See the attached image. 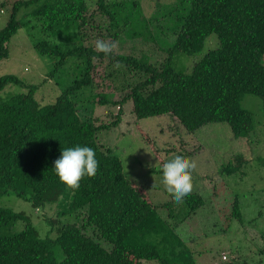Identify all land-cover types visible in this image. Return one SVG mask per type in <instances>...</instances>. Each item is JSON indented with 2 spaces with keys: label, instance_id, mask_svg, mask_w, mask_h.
<instances>
[{
  "label": "trees",
  "instance_id": "trees-1",
  "mask_svg": "<svg viewBox=\"0 0 264 264\" xmlns=\"http://www.w3.org/2000/svg\"><path fill=\"white\" fill-rule=\"evenodd\" d=\"M143 4L142 0L12 2L11 15L0 28V61L9 55L11 38L27 26L35 50L56 59L50 75L71 59L75 70L54 102L45 104L36 98L37 84L13 73L0 76V92L9 84L25 88L0 95V198L14 192L36 207L43 205L61 182L54 162L63 148L92 147L99 169L94 177L85 176L75 190L81 204H87L86 213L62 223L55 238L41 237L24 212L0 206V264H126L125 255L132 264L150 260L198 264L194 252L161 215L160 205L149 201L129 179L119 155L98 141V132L118 125L122 112L111 122L98 123L81 117L80 109L91 98L85 97L87 92L98 103H109V96L98 91L99 66L105 65L118 88L132 86L121 102L131 99L138 119L169 114L190 132L212 122L234 125L238 120L234 109L243 110L245 94L264 98V0H182L168 9L157 4L155 11L166 10L163 17L174 15L176 20V30L168 36L175 40L168 49L156 40L161 36V18L156 12L147 17ZM23 9L28 11L22 14ZM212 33L218 35V47L194 62L180 58L193 63L190 71L173 65L176 54L201 53ZM120 37L147 48L138 49L134 43L131 52L115 49L110 56L95 51L98 39L117 43ZM148 53L159 55V60L151 61ZM117 60L118 69L113 67ZM60 78L57 75L58 83ZM252 117L238 137L252 128ZM184 202L191 214L205 201L192 191ZM175 203L172 198L161 205L172 216ZM232 215L242 216L237 198ZM18 221L25 223L21 231L6 230ZM56 247L62 250V259L57 258Z\"/></svg>",
  "mask_w": 264,
  "mask_h": 264
},
{
  "label": "rangeland",
  "instance_id": "rangeland-1",
  "mask_svg": "<svg viewBox=\"0 0 264 264\" xmlns=\"http://www.w3.org/2000/svg\"><path fill=\"white\" fill-rule=\"evenodd\" d=\"M13 1L0 0V28L11 15ZM142 1L143 13L147 17L156 12L161 18V36L156 40L168 49L175 40L170 41L168 36L176 30V20L174 15L163 17L166 10H155L157 4L162 6L160 8L168 9L169 4L182 0ZM26 11L23 9L21 12L23 14ZM128 39L120 37L116 49L131 52L134 43L138 49L147 48L139 41ZM218 46V35L212 33L201 53L176 54L173 65L190 71L193 63L180 58L188 57L194 62L206 51ZM8 48L9 55L0 61V76L13 73L28 83L37 84L36 98L41 103L54 102L63 85L70 83L75 70L69 65L73 59L50 75L56 59L35 50L27 26L19 29L11 38ZM149 58L157 61L160 56L149 54ZM99 70L98 91L106 93L110 101L108 104L98 103L95 95L87 92L85 97L91 98L87 105L81 107V117L95 119L98 123L111 122L116 114L122 112L118 125L98 132V141L119 155L129 179L149 201L160 205L161 215L169 220L194 252L198 264H264V98L254 93L245 94L241 100L243 110L240 112L238 107L234 109L238 114L234 125L212 122L190 132L179 119L169 114L138 119L133 101L129 99L121 102L132 86L120 89L115 85L116 81L107 75V66L100 65ZM57 75L61 77L59 83ZM19 91H25V88L19 84H9L0 95ZM230 110L233 111V108ZM250 115H253L252 128L246 131L245 137H238L237 133L243 125H251ZM177 154L197 161L193 191L200 193L205 202L191 214L184 200L175 203L170 216L169 210L161 205L173 198L161 182L162 166ZM50 196L43 205L36 207L30 200L10 192L0 198V206L24 212L41 237L55 238L62 223L76 221L78 215L84 216L87 204H81V197L63 182L53 188ZM236 198L242 215L240 219L232 215ZM24 226L23 221H18L6 230L10 233L19 232ZM88 233L98 239L92 229ZM103 244L110 248L105 242ZM55 253L58 259L64 256L60 247L55 248ZM224 254L228 256L226 261L223 260ZM123 260L126 264L133 263L130 256H123ZM143 264L160 263L150 260Z\"/></svg>",
  "mask_w": 264,
  "mask_h": 264
},
{
  "label": "clouds",
  "instance_id": "clouds-1",
  "mask_svg": "<svg viewBox=\"0 0 264 264\" xmlns=\"http://www.w3.org/2000/svg\"><path fill=\"white\" fill-rule=\"evenodd\" d=\"M116 47L115 42L100 39L95 43V51L102 52L106 56L112 55ZM113 67L117 69L121 67L120 61L117 60ZM54 165V170L61 182L74 191L80 188V182L85 176L94 177L99 169L95 150L89 146L79 145L63 148L62 155L55 160ZM197 167L195 159L179 154L163 164L161 182L166 192L177 204L183 202L186 196L191 195ZM223 260H228V256Z\"/></svg>",
  "mask_w": 264,
  "mask_h": 264
},
{
  "label": "built area",
  "instance_id": "built-area-1",
  "mask_svg": "<svg viewBox=\"0 0 264 264\" xmlns=\"http://www.w3.org/2000/svg\"><path fill=\"white\" fill-rule=\"evenodd\" d=\"M223 259H227V255L224 254V255H223Z\"/></svg>",
  "mask_w": 264,
  "mask_h": 264
}]
</instances>
